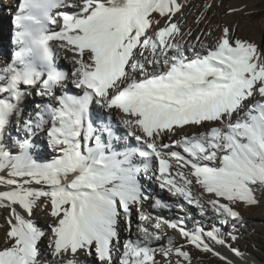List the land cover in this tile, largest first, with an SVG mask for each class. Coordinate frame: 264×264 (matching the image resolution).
<instances>
[{
  "label": "snow or ice",
  "instance_id": "obj_1",
  "mask_svg": "<svg viewBox=\"0 0 264 264\" xmlns=\"http://www.w3.org/2000/svg\"><path fill=\"white\" fill-rule=\"evenodd\" d=\"M185 6L17 0L14 49L0 66V264H192L189 246L250 264L230 241L238 206L264 207V41L225 26L208 43L212 31L199 26L212 0L198 31ZM41 138L55 153L46 162L35 155ZM153 184L201 213L209 204L219 226L188 230L154 215L168 205ZM36 209L52 220L43 253Z\"/></svg>",
  "mask_w": 264,
  "mask_h": 264
},
{
  "label": "rangeland",
  "instance_id": "obj_2",
  "mask_svg": "<svg viewBox=\"0 0 264 264\" xmlns=\"http://www.w3.org/2000/svg\"><path fill=\"white\" fill-rule=\"evenodd\" d=\"M4 0H0V6H3L4 13L9 17L11 15L9 8L12 6L10 3H4ZM215 2V7L212 8V12L209 13L210 17H207V22L213 24L212 30L221 33V29L225 26L230 29L235 30L236 38L247 40L246 37H251L255 42L262 43L264 41V0H226V5L224 4V10L220 11L222 0H213ZM186 6L183 9V12L187 10V5L189 2L193 3V6L199 8V6L205 5L207 0H183L182 1ZM230 8L243 9L240 12L229 13ZM258 13V15H253ZM201 14V13H200ZM222 16V21L216 23L217 17ZM7 17V23H8ZM183 17L180 15L176 16V20L182 22ZM163 24V21H161ZM215 24V25H214ZM219 26V27H217ZM208 43H214V40L208 41ZM46 153L50 156H54L55 153L50 152L46 149ZM196 187V186H195ZM193 187V189L195 188ZM167 192V191H166ZM169 194V193H168ZM170 195V194H169ZM171 196V195H170ZM200 196V195H199ZM207 194H205V197ZM207 198V197H206ZM209 198H212L209 196ZM208 198V199H209ZM187 214L184 216V221H186V228L189 230L194 229V224L191 221L194 217L196 226H199L198 217L195 213L201 212L198 207L195 206H186ZM205 211L203 212L204 217H200L202 223L205 226V229H208L213 226V222H217L216 216L214 215L211 206L204 204ZM237 210L240 212V215L243 219L236 223L235 235L239 238L235 241H230L233 247H239V249L249 257V262L252 261L255 264H264V207L256 208H246L243 205H239ZM36 214L39 216L40 222L43 225L50 224L51 222L47 219V215L40 209L35 210ZM180 213V210H179ZM184 213V212H183ZM190 214V215H189ZM190 216V217H189ZM135 218V216L133 217ZM204 220V221H203ZM6 217L3 212H0V232H5L7 228ZM188 221V222H187ZM190 222V223H189ZM211 223V224H210ZM122 228V227H121ZM122 230V229H121ZM232 225L229 224L225 231H231ZM46 237V235H45ZM44 237V238H45ZM173 238V236H171ZM182 238V237H181ZM177 243H183V238ZM6 241V239H5ZM46 242L45 239H43ZM0 246H5V242L0 241ZM263 249V250H262ZM185 250L189 251L192 256V264H221V261L217 259L210 253H204L197 251L192 247H187ZM175 259V257H174Z\"/></svg>",
  "mask_w": 264,
  "mask_h": 264
},
{
  "label": "bare ground",
  "instance_id": "obj_3",
  "mask_svg": "<svg viewBox=\"0 0 264 264\" xmlns=\"http://www.w3.org/2000/svg\"><path fill=\"white\" fill-rule=\"evenodd\" d=\"M183 1V0H182ZM254 0H251V2H253ZM212 2H213V7L212 8H214L215 7V2L212 0ZM11 5L12 4H17V0L15 1V0H12L11 2ZM220 4H221V7H220V11H222V10H224V4L226 5V0H222L221 2H220ZM211 8V9H212ZM209 10L208 12L209 13H211L212 12V10ZM14 11H15V8H14ZM204 12V5L203 6H199V8H197V10H196V8L193 6V3L192 2H189V4L187 5V10L185 11V12H183V17H186L187 18V26H191L192 28H193V30L194 31H198L199 29H197V27H196V25H195V23H194V21L200 16V13H203ZM223 12V11H222ZM209 13L206 15V18H205V22L204 23H202V24H200V26H199V28L200 29H210L211 31H212V33H213V35L211 36V37H207V39H206V42H208V41H211V39L212 40H215V38H217V37H219L220 35H221V33H217V31H213L212 30V26L211 25H213V24H211V23H209V22H207V17H210L209 16ZM253 15H258V13H256V14H253ZM7 15H6V13H4V8H3V6H0V59H4V60H6V62H8V60H9V57H10V54L8 55V49H9V46H8V42L10 41V38H11V31H10V29H11V17H12V14L8 17V23H7ZM183 19V18H182ZM222 16L220 15L219 17H217V20H216V23L220 20V21H222ZM182 25H183V20H182ZM211 24V25H210ZM215 25V24H214ZM187 26H185V30H186V28H187ZM246 39L247 40H253L251 37H246ZM67 55H70V54H67ZM5 62V63H6ZM5 63H3V64H0V66H3ZM57 64H58V66H60V67H62L64 70H66V69H70V67H71V65L68 63V61L67 60H65V59H63V58H60V59H58L57 60ZM172 139H176V137H172ZM164 142H169L168 140H167V138L165 139V141ZM38 143H39V147H38V149H37V152L35 153V155H36V158L38 159V160H40V162H46V160H50L53 156H50V155H48V153H46L47 151H46V148H44L43 147V141H42V138H41V140L40 141H38ZM152 187L155 189V192L158 190V192H160L161 194H162V197L163 198H176V200H178V202L181 204V205H183V207L184 208H187L186 206H187V204L183 201V199L182 198H179V197H176V196H170L169 194H168V192H166V190H164V191H161V190H159L158 188H156V186L153 184L152 185ZM195 187V186H194ZM192 191H193V194L196 196V197H200L199 195H201V190H200V188H199V186H196L194 189H192ZM207 197V199L209 198V196H206ZM209 199H211V198H209ZM167 199H162V201H166ZM207 204V203H206ZM209 205V204H208ZM154 212H157L158 211V209H155V210H153ZM159 212V211H158ZM185 214H187V211H186V209H185ZM196 214V217H198V219H199V222L201 221V223H199V226H203L204 228H205V226H204V224L202 223V220H200V217L202 218V217H204V215H203V213H201V215L199 214V213H195ZM174 215V212H170L169 214H159V216H161V217H164V218H166V219H168V220H173V221H175V220H177V218H175V216H173ZM190 215V214H189ZM179 217V216H178ZM190 217V216H189ZM34 221H35V223L37 224V226L38 227H40L43 231H45V233H46V237L45 238H43V239H45L46 240V242H44L43 241V239L41 240V242H40V248H41V252L43 253L44 251H45V246L47 245V243H48V240H49V236H50V229H49V227H48V225L49 224H47V225H43L41 222H40V219H39V216L36 214V212H34V214H33V216L31 217ZM47 219L50 221V222H52V220H51V218L49 217V216H47ZM183 219H184V217H183ZM133 220L135 221V218H133ZM192 222H193V224H194V228H196V227H198V226H196V223H195V221H194V217L192 218V220H191ZM204 221V220H203ZM185 223H186V221H184ZM188 222V221H187ZM190 223V222H189ZM211 224V223H210ZM213 224H217V226H219L218 225V222H213ZM238 224V223H237ZM186 226V225H185ZM237 226V225H236ZM211 228V227H210ZM122 230H121V233H122V236L123 235H126V233H124L123 232V226H122V228H121ZM151 230V229H150ZM189 230V229H188ZM165 232L168 234V233H172L173 232V234H175L176 233V231L175 230H173V229H165ZM182 236H178V237H176V240L177 241H180L182 238H181ZM5 239H6V236H5V232H0V241H3V242H5V246H6V241H5ZM165 241H161L160 243H164ZM0 247H3V246H0ZM217 250L218 251H220L221 253H223V254H225V255H228L229 253L227 252V248L225 247V248H220V247H217ZM40 259L41 260H44V259H47V257H45V256H41L40 257ZM157 259H161L160 257H157ZM173 259H174V257H173ZM81 261H82V264H86V262H87V258H85V257H81Z\"/></svg>",
  "mask_w": 264,
  "mask_h": 264
},
{
  "label": "trees",
  "instance_id": "obj_4",
  "mask_svg": "<svg viewBox=\"0 0 264 264\" xmlns=\"http://www.w3.org/2000/svg\"><path fill=\"white\" fill-rule=\"evenodd\" d=\"M263 250V249H262Z\"/></svg>",
  "mask_w": 264,
  "mask_h": 264
}]
</instances>
